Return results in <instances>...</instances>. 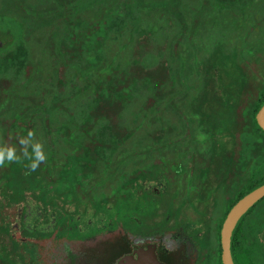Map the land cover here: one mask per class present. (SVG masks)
<instances>
[{"label":"flooded vegetation","instance_id":"flooded-vegetation-1","mask_svg":"<svg viewBox=\"0 0 264 264\" xmlns=\"http://www.w3.org/2000/svg\"><path fill=\"white\" fill-rule=\"evenodd\" d=\"M84 1L0 0V45L13 38L5 23L18 26L29 57L26 28L53 35L32 82L1 75L0 139L19 151L16 137L32 129L47 160L30 174L0 167V264H114L138 250L161 264H224L222 223L264 182V0L135 4L152 42L133 49L130 14L105 39L122 47L106 56L120 89L109 142L86 141L83 61L63 64L60 41L68 19L82 24L107 6L114 16L120 0ZM228 255L264 264V194L234 220Z\"/></svg>","mask_w":264,"mask_h":264},{"label":"trees","instance_id":"trees-1","mask_svg":"<svg viewBox=\"0 0 264 264\" xmlns=\"http://www.w3.org/2000/svg\"><path fill=\"white\" fill-rule=\"evenodd\" d=\"M65 1V0H64ZM91 1V0H86ZM84 1V3L86 2ZM172 0H120V4H116L115 14L110 15L111 7L107 6L98 17L92 18L89 15L83 16L82 24L76 23L75 20L68 19L66 28L62 29L61 45L64 50L65 61L62 62L69 66V62L76 63L82 59L83 74V90L85 95V103L82 114L84 117L83 126L85 134L88 136L86 141L89 142H109L110 140V123L112 104L110 102L111 92L119 91V88H113L111 78V62L106 58V48L108 42L105 41L109 32L113 29L118 30L127 20V15H131L134 19L130 23L131 29L135 30L134 50L141 49L146 36L147 42L151 44V27L148 24L147 31L140 27L135 14V4L139 2L147 3L151 7L170 3ZM166 10V9H165ZM82 52V58H81ZM137 57V56H135ZM73 63V64H74ZM75 65V64H74ZM32 61L28 55L25 42L22 40L20 30H13V38L3 41L0 45V81L1 75H5L8 71L10 77H15L16 72L24 77L25 82H32L30 68ZM75 73V72H74ZM5 77V76H4ZM65 80L61 72L56 74L55 83L58 88ZM53 97L58 98L55 93ZM34 99L33 97H30ZM41 106L42 103H40ZM90 128V129H88ZM23 163H14L5 168L4 172L12 175L19 173L20 175L27 169ZM32 173V172H31ZM6 182L12 184V178L6 179Z\"/></svg>","mask_w":264,"mask_h":264},{"label":"water","instance_id":"water-1","mask_svg":"<svg viewBox=\"0 0 264 264\" xmlns=\"http://www.w3.org/2000/svg\"><path fill=\"white\" fill-rule=\"evenodd\" d=\"M257 121L264 128V102L257 111ZM264 194V182L251 189L239 198L229 209L220 229V240L223 248L222 260L224 264H232L228 255V237L234 220L256 198ZM114 264H161L151 252L136 251L120 257Z\"/></svg>","mask_w":264,"mask_h":264},{"label":"clouds","instance_id":"clouds-1","mask_svg":"<svg viewBox=\"0 0 264 264\" xmlns=\"http://www.w3.org/2000/svg\"><path fill=\"white\" fill-rule=\"evenodd\" d=\"M16 139L19 145V151L16 144L6 143L0 139V167L27 161L24 166L28 169L26 174H30L42 163L46 162L47 156L44 151V145L36 137L34 130L29 129L26 135H18ZM197 139L203 142L207 139V136L204 133H198Z\"/></svg>","mask_w":264,"mask_h":264},{"label":"rangeland","instance_id":"rangeland-1","mask_svg":"<svg viewBox=\"0 0 264 264\" xmlns=\"http://www.w3.org/2000/svg\"><path fill=\"white\" fill-rule=\"evenodd\" d=\"M41 2V1H38ZM43 3L38 4L36 6H41ZM13 24V23H12ZM32 27V26H31ZM3 28H7L10 33H13L12 31V25L11 24H6L4 25ZM18 29V26L13 25V29ZM41 30L45 35H43L39 30L34 29L32 31H29V27L26 28L24 34L28 40L30 49H32V54L30 55V59L34 63L36 74H39L38 70H40V73L42 74L43 70H45L48 67V62L50 60V54L52 53V48L51 45L53 44L52 39L53 35L51 33H48L43 30L44 26H40ZM36 34V37L38 36L39 38H36V40L33 39L34 35ZM122 47L119 45L118 41H112L111 43L107 44L106 48V56L109 54L110 50H120Z\"/></svg>","mask_w":264,"mask_h":264}]
</instances>
